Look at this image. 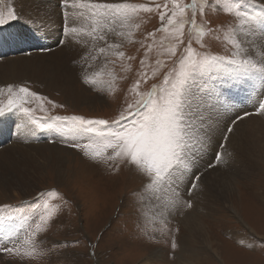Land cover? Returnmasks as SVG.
Masks as SVG:
<instances>
[{"label": "rangeland", "instance_id": "374dc122", "mask_svg": "<svg viewBox=\"0 0 264 264\" xmlns=\"http://www.w3.org/2000/svg\"><path fill=\"white\" fill-rule=\"evenodd\" d=\"M103 2L154 6L164 3V0ZM10 9L15 10L18 18L9 24L0 25V102L7 104L10 97L8 86H12L13 92H18L20 87H27L40 97H46L47 101H52L50 104L30 98L32 103L26 106L37 108V117L76 115L111 121L118 118L120 110L135 99L133 85L142 70L140 60L145 58L146 52L140 41L145 45L152 42L145 37L148 32L155 31L160 26L157 13L140 12L137 19L143 18L144 23L133 31L130 38L127 35L129 29L117 24V31H123L126 35L121 38L109 34L108 42L120 43L118 50L125 53L124 58L112 52L107 55L97 53L98 58L91 61L93 68L86 72L82 68L81 55L86 50L95 49L92 48L89 37L81 38L63 31L62 13L69 12L70 27L87 28L92 22L87 9L77 7L66 10L61 0H0V13L6 16ZM81 11L84 12L83 17L79 16ZM231 20L228 13L213 16L214 26L219 29L209 42L213 54L229 55L230 49L235 51L230 43L233 26L228 22ZM255 27V34L258 36L260 25ZM190 31L185 29L186 33ZM164 35L156 34L155 50L147 56L149 67L145 70L148 71L149 79L147 83L141 84L142 92H147L153 84L160 83L163 72L168 70L165 68L153 76L155 61L164 52L160 47ZM235 36L238 39L237 32ZM78 40L81 42L78 43ZM130 40L133 42H129ZM100 46H103L102 42H97V47ZM192 46L198 48L195 40ZM129 56L135 59L128 60ZM29 63L32 64L30 71L37 74L38 68L34 70L36 66L48 65L46 67L50 68L49 74L55 76L54 84L45 82L38 76H25L23 69ZM168 64L170 67L171 61ZM45 65L42 69L46 72ZM93 72L100 73L96 77L97 83L85 84L84 76ZM205 82L206 78H202L194 87L198 88ZM242 92L247 102L249 90L246 88ZM75 94L79 99H76ZM38 103H43L46 111H40ZM53 104L60 106L53 107ZM243 115L244 113L241 114ZM26 118L17 110L6 112V115L0 117V177L6 172L9 178L17 176L21 181L20 187L9 190L2 184L3 178L0 179V205L20 207L21 219L26 218V223L34 224L39 212L43 211L42 203L39 209L32 207L37 194L55 190L59 195L50 198L49 204L59 205V211L50 220L46 231L36 237L35 252L31 255L0 252V264H264L262 161H254L255 169H239L240 174L236 176L233 174L235 168L225 159L220 161L222 166L216 163L215 167H208L215 162L217 152H214L212 162L209 160L207 167L196 170L203 173L199 180L207 179L210 183L213 178L211 182L217 185L218 189L215 187L210 192L212 199L209 198L208 206L199 208L190 199L189 192L192 193L193 189L188 183L180 191V200L173 204L170 214L158 215L148 203L151 196V189L147 187L148 178L135 165L119 158L114 161L93 160L80 149L70 147L60 133L42 131ZM21 132L28 134L29 138L25 139L27 143L48 144V147L59 145L63 148V169L46 161L48 157L45 155H49V151L38 155L36 148L26 149L24 145H16V140H11L12 136ZM255 145V137L244 139V153L252 155ZM220 149L218 151L221 152ZM208 155L209 150L206 157L210 158ZM36 165L39 168L36 169ZM215 168L216 174L213 176L217 177H209L207 174V178L202 179L206 169ZM188 201L191 202V207L185 203ZM187 213L192 218L190 220L201 226V237L188 227L189 222L184 219ZM19 222L0 223V238L7 235ZM2 228L8 229L7 234ZM24 234L25 228H20L17 235L10 239L22 244ZM173 243L175 248L172 247ZM6 246L12 247V244L8 243ZM20 252L27 253L29 249L21 246Z\"/></svg>", "mask_w": 264, "mask_h": 264}, {"label": "snow or ice", "instance_id": "6c2138e0", "mask_svg": "<svg viewBox=\"0 0 264 264\" xmlns=\"http://www.w3.org/2000/svg\"><path fill=\"white\" fill-rule=\"evenodd\" d=\"M61 4L66 10L79 7L87 9L90 14L92 22L85 28L70 27L69 12L62 13L63 31L81 38L89 37V42L95 49L86 50L81 55L82 68L86 72L93 68L91 61L98 58L97 53L107 55L112 52L124 58L125 53L118 50L121 44L108 42L109 34L121 38L126 35L123 31H117V24L129 29L127 35L130 38L133 31L144 23L143 18L137 19L140 12L158 14L160 26L155 31L148 32L145 37L152 42L145 45L140 41L146 52L145 58L140 60L142 70L133 85L135 99L120 110L118 118L111 121L76 115L37 117V108L26 105L32 103L30 98H36L38 102L47 101V98L40 97L27 87H20L18 92H13L10 85L7 89L10 93L7 104L0 102V117L6 115V112L17 110L36 128L60 133L70 147L80 149L93 160L114 161L119 158L127 161L148 178L149 189H171L175 204L180 200L178 189L184 178L188 177L190 188L195 189V182L203 174L194 171V153L198 150L197 146L202 150L211 142L214 134L221 131L219 127H214L218 125V121L213 116L226 107L221 100L226 101L232 90L239 92L247 82L258 81L260 89L255 97V107L258 114H264V0H164V3L154 6L128 2L106 3L103 0H61ZM221 13H228L232 17L228 23L233 26L230 43L235 51L230 49L229 55L213 54L209 48L211 38L219 31L214 26L213 16ZM79 16L83 17L84 12L81 11ZM17 18L14 9H10L6 16L0 13V25L9 24ZM257 24L260 25L258 38L248 44L247 50L242 49V42L235 36L237 28L255 27ZM186 28L191 31L186 33ZM157 33L165 34L160 44L164 52L155 61L153 76L165 68L168 70L163 72L160 83L153 84L147 92H142L141 84L147 83L149 79L148 71L145 70L149 67L147 56L155 50ZM193 40L198 48L192 46ZM97 42H102L103 46L97 47ZM127 59L133 60L135 57L129 56ZM168 61H171L170 67ZM99 75V72L85 75L84 83L96 84V77ZM202 78H206V82L198 88L194 87ZM58 106L60 105L53 104V107ZM227 106L233 107L230 104ZM38 109L46 111L43 103H38ZM247 115L251 113L245 112L241 116L237 112L234 118L228 117L231 123H225L222 130L221 149L228 134L232 133L233 125ZM194 118L201 121L199 128L194 127ZM222 155L218 151L214 157L215 162L208 167L220 163ZM58 195L55 190L37 194L32 207L39 209L42 203L43 211L39 212L34 224L26 223V218L21 219L20 207L0 205V223L20 221L7 235L0 238V252L21 255L35 252L36 237L46 231L50 220L59 211V205L49 204L50 198ZM185 203L191 207L190 201ZM20 228H25L22 244L10 239L17 235ZM8 243L12 247H7ZM21 246L27 247L29 252L21 253ZM172 247H176L175 243Z\"/></svg>", "mask_w": 264, "mask_h": 264}, {"label": "bare ground", "instance_id": "6f19581e", "mask_svg": "<svg viewBox=\"0 0 264 264\" xmlns=\"http://www.w3.org/2000/svg\"><path fill=\"white\" fill-rule=\"evenodd\" d=\"M25 2L27 3V5L29 4L27 1H25ZM255 29L257 30V27H248V26H245L242 29L241 28L237 29V31H236L237 37H238V40H240L242 42L241 43L242 49L247 50L248 44L251 41L256 40L258 38V36H256L257 33L254 31ZM73 47H74V45H73ZM253 59H255V57H253ZM45 62H46V59H45ZM31 65L32 64H30V63L28 66L25 65L24 69L27 68V70L23 69V73L25 76L26 75L38 76V78H41V80H44V81L46 80V81H48V83L54 84L53 80L55 79V76H54V74L53 75L49 74L50 68L46 67L48 65L44 64L46 72L44 71V69H42V66H44L43 64H42V66H39V67L36 66V68H34V70H36L38 68V74L34 73L33 71H30ZM17 69H19V68L17 67ZM246 88L249 90V96L246 98L247 102H245V99L243 97L244 94L242 92ZM259 88H260V84L258 81H254V82L249 81L245 84V86L238 93L237 92H235V93L230 92L226 98L227 103H226L225 99L221 100V103H225L226 107L220 109L219 113L216 114V116H214V119L218 121V125H214V127H219V129L221 131H217L214 134L211 142L206 147H204L202 150H199V148L197 146L198 150L195 151V153H194V155L196 156V168L194 169V171L198 170L199 168L203 169L204 166L207 167L208 161L210 160L209 162H212V159L214 157L213 153L218 152V150L220 149V143L223 141V131L222 130L224 128V125H225V123H229V124L231 123V120L222 119L221 117H225V118L233 117L234 118L237 112H239L240 115L245 113V112L251 113V115H247L246 118H244L243 120H238L237 123L235 125H233L232 133L228 134V139L225 142L223 149H220L221 152L223 153L221 159H225L228 162H230V164L235 168V170H233V171H235V172H233V174L236 176L240 174V172L238 171L239 169H243V168H244V170H247L249 168L251 170H252V168L255 169L256 168V166H255L256 163L254 162L255 160L262 161V168H264V114L256 115L257 109L255 107V103H256L255 97L258 94L257 90ZM75 96H76V99H79V96L77 94H75ZM228 104L232 105L233 107H228L227 106ZM22 123L25 124L24 122H22ZM200 124H201V121L199 119H196V121H194V127L195 128H199ZM20 125H21V123H20ZM7 127H9V126L7 125ZM5 130L6 129L4 128V133H5ZM201 131H202V129H201ZM30 134H31V132H30ZM17 135L19 136L18 138H17ZM250 137L256 138V145L254 146L255 152L249 156V155L244 153V139L250 138ZM28 138H29L28 134L21 132L19 134H16L15 137L12 136L11 140H13V139L16 140L14 142V143H16V145H24V146H26L25 147L26 149H27V147L36 148L35 150L37 151L38 155H44V152L49 151L50 154L45 155L46 157H48L47 158L48 160L46 159V161H48L49 164H51V165H56L59 169H63L62 165H61V162L63 161L62 160V155H63L62 152L65 151V150H63V148H61L59 145H52L51 147H48L47 146L48 144L43 145L40 143L37 144V143H33V142L27 143L28 141L25 142V139H28ZM38 140H40V139L38 138ZM22 141L24 143H22ZM208 150L210 151V155H208V156H210V158L206 157ZM211 157H212V159H211ZM33 163H35V162H33ZM219 165H221V163H219ZM14 166H16V165H14ZM28 166H30V165L28 164ZM37 167L38 166L36 165V169H37ZM36 169H34V170H36ZM209 171H210V173H209ZM207 174L210 175L209 177H217V176H213L216 174V168L212 169V170L206 169L205 177H202V179H206ZM1 178H3V180H1V181H3L2 184L5 185L9 190H15L17 187H20L19 184H21V181L17 176L15 177L16 179L14 177L9 178L7 173L3 172L0 179ZM212 179H211V181H212ZM222 180L224 181V179H222ZM204 181L199 180L196 182V189H193V191L191 193V197H190V199H192L195 202V204L197 203L196 204L197 206L198 205L200 206V207L198 206L199 208H205L208 206L207 204H208L209 198L212 199L210 196V192L213 188H215V187L217 188V185L215 184V182L210 181V183H209V180H207V179H206L205 183H204ZM215 181H218V180H215ZM188 183H189L188 177H185L182 184L180 185V188L178 189L179 192L184 190V188H186L187 185H189ZM201 191H202V193H201ZM150 193H151V196L149 198L148 203H149V205H151L152 207L155 208L156 214H158V215H165V214L169 215L171 212V208L173 207V204H174L173 201L175 200V197L172 193V190L171 189H167V190H153V189H151ZM220 194L223 196V194L221 192H220ZM4 196H5V194H4ZM212 197H213V195H212ZM189 213H187L185 215L184 219L187 223L189 222L188 227L193 231V233L195 235L201 237V226L197 222H195L194 220H190L192 218H191ZM4 227L6 228L7 225ZM3 230H5L6 234H7L8 229L7 230L3 229Z\"/></svg>", "mask_w": 264, "mask_h": 264}]
</instances>
